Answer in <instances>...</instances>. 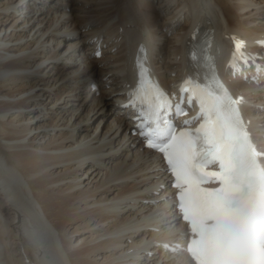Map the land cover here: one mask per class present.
Masks as SVG:
<instances>
[{
    "label": "bare ground",
    "instance_id": "bare-ground-1",
    "mask_svg": "<svg viewBox=\"0 0 264 264\" xmlns=\"http://www.w3.org/2000/svg\"><path fill=\"white\" fill-rule=\"evenodd\" d=\"M160 1L156 10L134 0H50L47 9L0 0V264H191L156 251L180 229L167 177L121 132L115 102L143 41L147 57L157 48L168 85L182 61L191 67L204 30L227 37L229 48L264 38V0ZM172 6L185 17L169 39ZM63 37L72 39L61 49ZM91 82L100 95L77 99ZM238 94L255 102L247 113L264 132V93ZM91 114H102L93 129Z\"/></svg>",
    "mask_w": 264,
    "mask_h": 264
},
{
    "label": "snow or ice",
    "instance_id": "snow-or-ice-1",
    "mask_svg": "<svg viewBox=\"0 0 264 264\" xmlns=\"http://www.w3.org/2000/svg\"><path fill=\"white\" fill-rule=\"evenodd\" d=\"M242 46V41L236 44L237 53ZM218 87L220 95L209 93L212 100L209 107L205 109V101L201 100L209 127L202 125L196 131L203 132V135L188 141L190 155L178 158L170 150L171 145L159 150L165 155L166 170L177 180L191 184L208 179L220 185L199 197L197 219L192 220L193 231H197L199 223L200 239L194 241L196 246H189L188 251L198 264H264V167L257 159L261 154L251 142L236 107L238 101L233 100L222 86ZM136 91L142 99L147 94L146 89L139 87ZM185 91L188 89H181L182 93ZM175 107L182 112L179 104ZM157 111V108L150 107L144 118L151 122ZM148 126L151 130L141 134L148 141V147L157 148L155 141L168 133L152 128L151 123ZM197 141L202 142L199 151H196ZM196 160L200 163H192ZM217 163L219 171L203 170L204 166ZM175 186L182 188L183 184ZM179 199L183 218L189 220V206L185 203L184 193L179 195ZM207 221L212 223L207 225Z\"/></svg>",
    "mask_w": 264,
    "mask_h": 264
},
{
    "label": "rangeland",
    "instance_id": "rangeland-1",
    "mask_svg": "<svg viewBox=\"0 0 264 264\" xmlns=\"http://www.w3.org/2000/svg\"><path fill=\"white\" fill-rule=\"evenodd\" d=\"M137 3H139V4H142V3H146V5H147V7L146 8H152V9H156L157 8V6H158V3H155L154 2V0H152V3H149L148 4V2H146V1H150V0H135ZM166 0H162V2H161V4H163L164 2H165ZM257 1H259V0H257ZM264 5V1H263V3L260 5V6H263ZM152 6H154L155 8H153ZM254 8H255V6H253ZM21 10V7H18V10L17 11H20ZM157 10V9H156ZM147 11V10H146ZM143 13V12H142ZM146 13V12H145ZM143 17V16H142ZM261 17H263V15L262 16H260V18H259V21H261V20H264L263 18H261ZM161 19V18H160ZM257 22V21H256ZM162 32H160V34H161ZM172 36V35H171ZM165 37H167L166 35H165ZM169 39H173V37H168ZM72 38H68V39H66V40H64V37L62 38V41H63V43H64V45L61 47V49L62 48H64V47H66V45L68 44V42H70V40H71ZM168 39V40H169ZM62 43V44H63ZM165 60V59H164ZM77 66H79V64H75L74 66H73V68H75V67H77ZM82 67V66H81ZM61 69V68H60ZM62 70V69H61ZM96 73H98L97 71H95ZM86 87H87V83L84 85V90H79V94L77 95V99H79L80 98V96H83V95H85V94H87L86 93ZM69 90V88H67V89H64V91L63 92H65V91H68ZM33 112V111H32ZM32 112H25L24 113V115H25V117L26 116H28L29 114H33ZM101 115L102 114H96L95 116H92V114H91V118H92V121H91V124H90V129H93L94 128V126H95V124H96V121L101 117ZM112 116V112H110V109H109V112H108V115L105 117V120H104V124L106 123V122H108L110 119V117ZM136 141H135V146H136ZM135 146H133V147H135Z\"/></svg>",
    "mask_w": 264,
    "mask_h": 264
}]
</instances>
